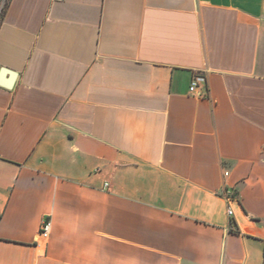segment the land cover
<instances>
[{
	"label": "crops",
	"instance_id": "crops-1",
	"mask_svg": "<svg viewBox=\"0 0 264 264\" xmlns=\"http://www.w3.org/2000/svg\"><path fill=\"white\" fill-rule=\"evenodd\" d=\"M0 264H264V0H7Z\"/></svg>",
	"mask_w": 264,
	"mask_h": 264
},
{
	"label": "built area",
	"instance_id": "built-area-1",
	"mask_svg": "<svg viewBox=\"0 0 264 264\" xmlns=\"http://www.w3.org/2000/svg\"><path fill=\"white\" fill-rule=\"evenodd\" d=\"M206 85H207V77L203 73H197L194 75V77L191 80L190 87H189V93L195 97H206ZM229 172H225V175H228ZM106 186L109 184L106 183ZM224 198L228 201V214L230 216H234V208L232 206V201L234 198V190L233 189H227L226 193L224 195ZM51 220H44L41 229H40V235L44 238H48L51 231Z\"/></svg>",
	"mask_w": 264,
	"mask_h": 264
},
{
	"label": "rangeland",
	"instance_id": "rangeland-1",
	"mask_svg": "<svg viewBox=\"0 0 264 264\" xmlns=\"http://www.w3.org/2000/svg\"><path fill=\"white\" fill-rule=\"evenodd\" d=\"M6 6H7V0H2L0 3V21L2 20V16L4 14Z\"/></svg>",
	"mask_w": 264,
	"mask_h": 264
}]
</instances>
